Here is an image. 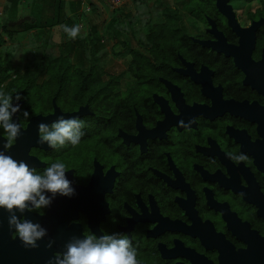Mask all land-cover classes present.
Returning <instances> with one entry per match:
<instances>
[{
	"label": "flooded vegetation",
	"instance_id": "flooded-vegetation-1",
	"mask_svg": "<svg viewBox=\"0 0 264 264\" xmlns=\"http://www.w3.org/2000/svg\"><path fill=\"white\" fill-rule=\"evenodd\" d=\"M212 1L204 21L184 6L188 27L177 9L186 37L126 40L119 71L27 70L20 39L0 37V92L21 126L7 149L0 127V151L37 174L63 162L74 188L23 214L47 230L36 249L0 209V264H49L90 234L127 236L139 264H264V1ZM61 116L83 121L80 142L38 143Z\"/></svg>",
	"mask_w": 264,
	"mask_h": 264
},
{
	"label": "clouds",
	"instance_id": "clouds-1",
	"mask_svg": "<svg viewBox=\"0 0 264 264\" xmlns=\"http://www.w3.org/2000/svg\"><path fill=\"white\" fill-rule=\"evenodd\" d=\"M61 27L72 39L79 35V25ZM20 100L21 96L16 94L15 101ZM19 111V104L14 105L13 96L0 92V127L7 134L4 146L6 149L11 147L21 134L20 124L12 119ZM23 117L28 119L29 113L25 111ZM83 126V121L78 117L65 119L61 116L51 126L40 123L38 143L47 144L50 148L63 147L66 143L75 146L83 135ZM179 126H185L183 120L179 121ZM230 158L236 163L249 159L244 153L233 154ZM67 171L66 165L57 161L46 167L42 174H37L35 168H30L26 162L17 161L7 155L6 151H0V209L8 213L9 230H15L26 249L38 248L37 242L47 236V230L39 223L22 218L23 214L50 207L57 195L73 196L74 188L65 175ZM46 193H51V196ZM53 243L49 241L47 247L50 249ZM65 247L66 251L55 253L49 264H139L136 249L124 235L104 234L97 238L90 234L83 239L73 237Z\"/></svg>",
	"mask_w": 264,
	"mask_h": 264
},
{
	"label": "rangeland",
	"instance_id": "rangeland-1",
	"mask_svg": "<svg viewBox=\"0 0 264 264\" xmlns=\"http://www.w3.org/2000/svg\"><path fill=\"white\" fill-rule=\"evenodd\" d=\"M92 4H94V10L83 13L81 20L77 21V25L80 26L77 37H85L90 27L96 28L101 37L97 55L104 69L109 71H119L124 68V60L121 57L115 58L111 54V47L121 38L131 43V41L136 42L137 38L144 37V28L158 20L164 8L175 7L178 9L187 27L191 26L190 22L192 21L184 9L187 0H123L118 6L113 5L110 0H92ZM116 8L118 10L114 13ZM115 17L117 22L112 26L115 27L117 37L111 39L105 32ZM6 21L0 17V22ZM128 21H131V27L127 26ZM17 38L20 39L25 49V53L22 52L25 55V65L33 59V56L35 59H39L45 53L44 51L49 53L48 58H54L59 54L68 55L70 63L78 65L73 40L61 27L42 32L33 30L21 33ZM40 45L41 48H39ZM119 48L120 46H117L116 50L118 51Z\"/></svg>",
	"mask_w": 264,
	"mask_h": 264
},
{
	"label": "trees",
	"instance_id": "trees-1",
	"mask_svg": "<svg viewBox=\"0 0 264 264\" xmlns=\"http://www.w3.org/2000/svg\"><path fill=\"white\" fill-rule=\"evenodd\" d=\"M67 0H50L49 5L43 10L42 17L33 15L32 19L35 21L31 23L30 21L23 22L20 26H8L9 22H0V37H5L8 39H14L21 33L30 32L33 30L42 32L49 31L56 27H61L67 25L68 27L74 26L71 19L65 15V2ZM69 1V0H68ZM91 10H94L92 2H89ZM187 9L192 13V16L197 20L204 21V16H210L211 8L213 7L212 0H187ZM118 8L114 9L116 13ZM120 11V10H119ZM116 17L113 22L109 25L108 30L105 34L108 38L115 39L116 31L115 27L112 26L116 23ZM127 26L131 27V21L127 22ZM62 28V27H61ZM63 30V28H62ZM183 25L181 17L178 14V10L172 7L164 8L163 12L160 14L158 20L151 23V25L144 28L145 38H182L186 37L183 32ZM73 40V44L76 49V60L78 65L70 63L69 56L59 54L54 58H48L49 53L44 51L45 55L39 59H33L28 62L26 69H53V70H100L102 66L100 65V59L98 57L99 44L101 37L96 31L95 27H90L88 33L85 37H76ZM121 45V50L116 51V46ZM172 47V44H170ZM72 51V49H70ZM133 53L130 45L124 38L118 40V42L111 47V54L114 56H127ZM11 54V53H10ZM132 66H129V70H132Z\"/></svg>",
	"mask_w": 264,
	"mask_h": 264
},
{
	"label": "crops",
	"instance_id": "crops-1",
	"mask_svg": "<svg viewBox=\"0 0 264 264\" xmlns=\"http://www.w3.org/2000/svg\"><path fill=\"white\" fill-rule=\"evenodd\" d=\"M50 0H0V17L9 23L18 21L24 17L32 19L33 15L42 17L43 10L49 5ZM92 0H67L65 2V15L71 19L74 25L81 20L83 13L91 8ZM94 5V4H93Z\"/></svg>",
	"mask_w": 264,
	"mask_h": 264
},
{
	"label": "water",
	"instance_id": "water-1",
	"mask_svg": "<svg viewBox=\"0 0 264 264\" xmlns=\"http://www.w3.org/2000/svg\"><path fill=\"white\" fill-rule=\"evenodd\" d=\"M216 5L220 8V10L222 12L228 13V9L226 7H224L225 6V1H223V0H217ZM25 21H30L31 23H33L35 20L34 19H30L29 17H24V18H22V19H20L18 21L9 23L8 26H10V27H12V26H20Z\"/></svg>",
	"mask_w": 264,
	"mask_h": 264
},
{
	"label": "built area",
	"instance_id": "built-area-1",
	"mask_svg": "<svg viewBox=\"0 0 264 264\" xmlns=\"http://www.w3.org/2000/svg\"><path fill=\"white\" fill-rule=\"evenodd\" d=\"M110 2L115 5L118 6L121 4V2H123V0H110ZM89 9H87L86 11H88ZM90 11V10H89Z\"/></svg>",
	"mask_w": 264,
	"mask_h": 264
}]
</instances>
